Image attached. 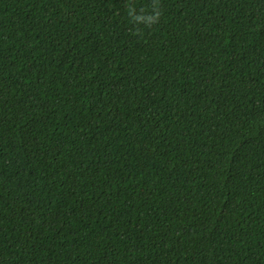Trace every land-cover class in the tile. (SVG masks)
I'll list each match as a JSON object with an SVG mask.
<instances>
[{
	"label": "trees",
	"instance_id": "trees-1",
	"mask_svg": "<svg viewBox=\"0 0 264 264\" xmlns=\"http://www.w3.org/2000/svg\"><path fill=\"white\" fill-rule=\"evenodd\" d=\"M0 264H264V0H0Z\"/></svg>",
	"mask_w": 264,
	"mask_h": 264
}]
</instances>
